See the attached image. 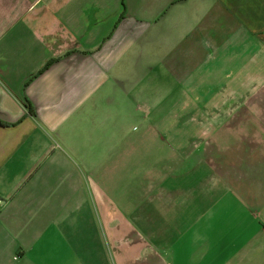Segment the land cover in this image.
Returning a JSON list of instances; mask_svg holds the SVG:
<instances>
[{"label":"crops","instance_id":"1","mask_svg":"<svg viewBox=\"0 0 264 264\" xmlns=\"http://www.w3.org/2000/svg\"><path fill=\"white\" fill-rule=\"evenodd\" d=\"M0 264H264V0H0Z\"/></svg>","mask_w":264,"mask_h":264},{"label":"built area","instance_id":"2","mask_svg":"<svg viewBox=\"0 0 264 264\" xmlns=\"http://www.w3.org/2000/svg\"><path fill=\"white\" fill-rule=\"evenodd\" d=\"M0 204H1V199H0Z\"/></svg>","mask_w":264,"mask_h":264}]
</instances>
